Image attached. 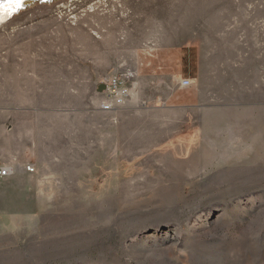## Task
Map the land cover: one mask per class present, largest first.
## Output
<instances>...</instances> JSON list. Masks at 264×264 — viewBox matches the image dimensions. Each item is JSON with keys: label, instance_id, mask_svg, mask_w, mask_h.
<instances>
[{"label": "rangeland", "instance_id": "rangeland-1", "mask_svg": "<svg viewBox=\"0 0 264 264\" xmlns=\"http://www.w3.org/2000/svg\"><path fill=\"white\" fill-rule=\"evenodd\" d=\"M128 74L132 96L102 111L99 86ZM9 163L0 264H264V0L16 14L0 25Z\"/></svg>", "mask_w": 264, "mask_h": 264}, {"label": "built area", "instance_id": "built-area-1", "mask_svg": "<svg viewBox=\"0 0 264 264\" xmlns=\"http://www.w3.org/2000/svg\"><path fill=\"white\" fill-rule=\"evenodd\" d=\"M134 74L124 76V80L115 76L106 82L107 90L105 98L101 103V110L104 112H113L122 107L136 90V83L133 82ZM125 82V83H124ZM129 82V83H127ZM193 82L190 79H183L179 82L181 90L190 89ZM27 171L33 173L35 168L33 165H27ZM13 168H0V178H6L14 174Z\"/></svg>", "mask_w": 264, "mask_h": 264}, {"label": "bare ground", "instance_id": "bare-ground-1", "mask_svg": "<svg viewBox=\"0 0 264 264\" xmlns=\"http://www.w3.org/2000/svg\"><path fill=\"white\" fill-rule=\"evenodd\" d=\"M37 1L48 4L58 0H0V25L8 22L26 8L32 7Z\"/></svg>", "mask_w": 264, "mask_h": 264}, {"label": "crops", "instance_id": "crops-1", "mask_svg": "<svg viewBox=\"0 0 264 264\" xmlns=\"http://www.w3.org/2000/svg\"><path fill=\"white\" fill-rule=\"evenodd\" d=\"M190 80L193 82L192 79H190ZM194 83H195V82H194ZM194 83H193V84H194ZM196 86H197V85H196ZM197 87H198V86H197ZM197 87H196V88H197ZM191 88H192V87H191ZM191 88H190V89H191ZM188 95H189L190 98H195V99H196V97L194 96V94L191 93V91L189 92ZM183 99H184V97H182V96L180 97V99H179V97H178V100H180V101L183 100ZM197 99H198V98H197ZM13 158H15V157H13ZM12 163H14V162L12 161ZM12 163H9L8 166H12V167H14V168H15V169H14L15 172H17L19 169H21V166L14 165V164H12ZM3 179H4V178H3ZM5 179H6V178H5Z\"/></svg>", "mask_w": 264, "mask_h": 264}, {"label": "water", "instance_id": "water-1", "mask_svg": "<svg viewBox=\"0 0 264 264\" xmlns=\"http://www.w3.org/2000/svg\"><path fill=\"white\" fill-rule=\"evenodd\" d=\"M107 90V86L105 85V84H101L100 86H99V92H104V91H106Z\"/></svg>", "mask_w": 264, "mask_h": 264}]
</instances>
